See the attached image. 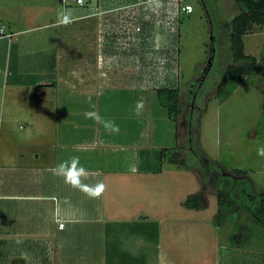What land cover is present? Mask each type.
<instances>
[{
	"label": "crops",
	"instance_id": "obj_1",
	"mask_svg": "<svg viewBox=\"0 0 264 264\" xmlns=\"http://www.w3.org/2000/svg\"><path fill=\"white\" fill-rule=\"evenodd\" d=\"M63 7L54 37L30 40L26 54L0 34V264H221L217 250L199 260L201 234L164 232L172 217L156 194L178 181L144 155L149 95L180 89L182 10L175 0ZM94 111L111 120H66ZM73 157L67 182L56 168Z\"/></svg>",
	"mask_w": 264,
	"mask_h": 264
},
{
	"label": "rangeland",
	"instance_id": "obj_2",
	"mask_svg": "<svg viewBox=\"0 0 264 264\" xmlns=\"http://www.w3.org/2000/svg\"><path fill=\"white\" fill-rule=\"evenodd\" d=\"M189 2L194 11H182L178 21L182 112L177 121L169 117L157 93L149 95V119L154 121L149 125V147L144 155L155 154V145L169 147L172 151L160 168L170 172L165 173V179L178 181L156 194L157 200L162 199L164 213L172 217L164 224V232L201 234L197 242L207 247L199 260L214 259L217 250L221 264H264V157L257 155V149L264 146V81L259 76H243L223 101L218 90L226 69L234 63L233 19L240 9L235 0ZM45 5L50 18L39 14ZM63 6L61 0H0V26L8 33L11 28L20 32L11 40L6 38L26 54L30 40L37 41L50 31L54 37L65 15L58 11ZM245 44L247 54L260 58L264 54V30L247 34ZM28 59L21 57L22 61ZM2 91L1 86L0 95ZM62 98L50 97V104ZM106 106L101 104L100 109L105 111ZM92 114L104 123L111 120L98 112H73L66 114V120L93 122ZM174 155L184 161V166L170 162ZM151 163L147 166H160L159 160ZM222 191L235 210L226 209L225 223L220 226L215 217ZM199 194L207 199L205 209L185 205L189 196ZM240 233L245 239L236 243L233 235ZM189 255L191 258L192 253Z\"/></svg>",
	"mask_w": 264,
	"mask_h": 264
},
{
	"label": "trees",
	"instance_id": "obj_3",
	"mask_svg": "<svg viewBox=\"0 0 264 264\" xmlns=\"http://www.w3.org/2000/svg\"><path fill=\"white\" fill-rule=\"evenodd\" d=\"M235 2L240 12L233 19L232 50L234 63L228 66L224 78L219 85L218 93L224 96L223 101L227 100L234 92V89L238 86L239 78L243 76H259L264 81V54L260 58L247 54L245 44V36L247 34L264 30V0H235ZM157 95L160 104L168 110L169 117L177 121L182 112L180 89L176 87H161L157 90ZM171 151L170 148L156 150L158 160L160 161V166H157L159 169L163 165L164 158ZM170 162L184 166V161L179 160L177 155L171 156ZM219 203L220 210L215 220L221 226L225 223L226 209L232 210V212L235 209L232 203L229 202L227 194L223 191L219 194ZM185 205L202 210L208 206V202L203 194L191 195L186 200ZM244 239L245 237H242L241 233L233 235V240L236 243H241Z\"/></svg>",
	"mask_w": 264,
	"mask_h": 264
},
{
	"label": "built area",
	"instance_id": "obj_4",
	"mask_svg": "<svg viewBox=\"0 0 264 264\" xmlns=\"http://www.w3.org/2000/svg\"><path fill=\"white\" fill-rule=\"evenodd\" d=\"M187 0H175L176 2V6L178 8V10H182L183 12L186 13H192L194 11V7L192 4L186 3ZM75 3L78 4L80 6H84L86 4L85 0H62V3L64 6H67L68 3ZM1 35H3L4 37L9 38V40H11L14 36L13 33H8L6 31V29L4 28V26L1 27ZM137 30H140V28H138ZM58 221H61L60 219H58ZM65 226L64 222H60V227L63 228Z\"/></svg>",
	"mask_w": 264,
	"mask_h": 264
},
{
	"label": "clouds",
	"instance_id": "obj_5",
	"mask_svg": "<svg viewBox=\"0 0 264 264\" xmlns=\"http://www.w3.org/2000/svg\"><path fill=\"white\" fill-rule=\"evenodd\" d=\"M257 155L264 157V146L259 147L257 149ZM79 161L77 157H73L71 163L69 161H63L57 165L56 173L58 175H63L65 177V180L67 182H70L68 179V171L72 169L73 165H78ZM75 171L79 174H83V167H77ZM102 187V186H101ZM99 193H95V195H98Z\"/></svg>",
	"mask_w": 264,
	"mask_h": 264
}]
</instances>
